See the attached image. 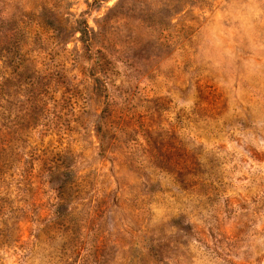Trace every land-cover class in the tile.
Returning <instances> with one entry per match:
<instances>
[{
    "label": "rangeland",
    "instance_id": "obj_1",
    "mask_svg": "<svg viewBox=\"0 0 264 264\" xmlns=\"http://www.w3.org/2000/svg\"><path fill=\"white\" fill-rule=\"evenodd\" d=\"M0 125V264H264V0H0Z\"/></svg>",
    "mask_w": 264,
    "mask_h": 264
},
{
    "label": "trees",
    "instance_id": "obj_2",
    "mask_svg": "<svg viewBox=\"0 0 264 264\" xmlns=\"http://www.w3.org/2000/svg\"><path fill=\"white\" fill-rule=\"evenodd\" d=\"M90 30L91 29L88 26H85V28L83 30H81L82 39L84 41L86 40L85 38H87L90 35ZM86 42H88V39ZM1 126L2 125H0V134H1Z\"/></svg>",
    "mask_w": 264,
    "mask_h": 264
}]
</instances>
